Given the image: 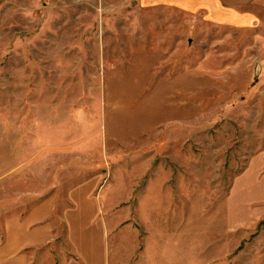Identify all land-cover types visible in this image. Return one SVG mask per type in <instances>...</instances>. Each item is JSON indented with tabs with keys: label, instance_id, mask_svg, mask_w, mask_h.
Wrapping results in <instances>:
<instances>
[{
	"label": "rangeland",
	"instance_id": "obj_1",
	"mask_svg": "<svg viewBox=\"0 0 264 264\" xmlns=\"http://www.w3.org/2000/svg\"><path fill=\"white\" fill-rule=\"evenodd\" d=\"M47 2L0 1V232L47 208L54 264H264V20Z\"/></svg>",
	"mask_w": 264,
	"mask_h": 264
},
{
	"label": "crops",
	"instance_id": "obj_2",
	"mask_svg": "<svg viewBox=\"0 0 264 264\" xmlns=\"http://www.w3.org/2000/svg\"><path fill=\"white\" fill-rule=\"evenodd\" d=\"M92 1L93 3L87 0H51V3L47 2L44 6L46 19L49 20L50 14V16L55 14L56 20L51 22L49 20L50 24L77 25L82 18L96 14L98 9L102 8L108 14L117 10H126L132 15L144 12L141 16L143 23H147L148 19L156 20V16L161 19L162 14L172 17L187 16L191 20L196 18L204 20L210 25H216V27L221 26L223 27L221 30L224 32V27H230L235 30L234 32H239L242 27L252 26V24H258L264 20V0H105L106 5L101 4L100 7L97 6V0ZM126 17H130V15L128 14ZM60 49H63V45ZM60 54L64 55L65 53ZM13 191L19 193L25 202L30 201L29 206L31 207L34 193H36L33 188L27 187L24 190L16 191L14 189ZM41 194L42 192L39 195ZM14 195L16 194L14 193ZM20 210L21 208L10 214L6 230L0 232V264H34L32 249L38 244H40L41 250L45 251L44 254L42 253L40 263L54 264L52 260L50 261L49 243L55 226L49 223V219L55 213L52 210L50 212L47 208L37 213H34L32 208L28 212ZM23 212L24 214H22ZM38 216H40L39 226L34 228V218ZM73 249L71 248V253L79 254ZM56 259V264H61L59 248H57ZM62 262L68 263L65 259ZM104 264H109V260Z\"/></svg>",
	"mask_w": 264,
	"mask_h": 264
}]
</instances>
